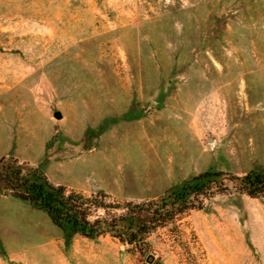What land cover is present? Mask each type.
Listing matches in <instances>:
<instances>
[{"label": "rangeland", "instance_id": "374dc122", "mask_svg": "<svg viewBox=\"0 0 264 264\" xmlns=\"http://www.w3.org/2000/svg\"><path fill=\"white\" fill-rule=\"evenodd\" d=\"M3 166L148 232L66 236L0 178V264H264V198L152 219L193 177L264 169V0H0Z\"/></svg>", "mask_w": 264, "mask_h": 264}, {"label": "trees", "instance_id": "16d2710c", "mask_svg": "<svg viewBox=\"0 0 264 264\" xmlns=\"http://www.w3.org/2000/svg\"><path fill=\"white\" fill-rule=\"evenodd\" d=\"M0 178L5 184V190L15 192L16 198L29 202L45 212L51 222L66 236L82 235L89 239H96L110 232L116 234L124 242L135 244L148 232L142 215L133 212V208L128 209L129 212L120 219L111 222L98 219L91 222L89 220L91 210L89 199L76 193L67 195L64 188L54 186L44 173L36 169L23 173L22 168L10 171L9 168L3 166L0 168ZM230 187L239 194L251 198H264V169L250 171L242 177L230 179H227L223 173L214 172H206L193 177L175 186L160 198L157 213L152 216V219L159 222L164 218L163 212L169 213L188 208L193 203L194 197L223 191ZM158 211L161 212L159 217H157Z\"/></svg>", "mask_w": 264, "mask_h": 264}, {"label": "water", "instance_id": "95a60500", "mask_svg": "<svg viewBox=\"0 0 264 264\" xmlns=\"http://www.w3.org/2000/svg\"><path fill=\"white\" fill-rule=\"evenodd\" d=\"M55 117H56L57 119H61V118H62V114H61L60 112H58V113L55 114ZM153 261H154V257H153V256H150V257L148 258V262H149V263H153Z\"/></svg>", "mask_w": 264, "mask_h": 264}]
</instances>
